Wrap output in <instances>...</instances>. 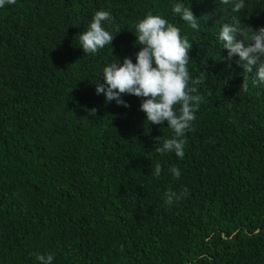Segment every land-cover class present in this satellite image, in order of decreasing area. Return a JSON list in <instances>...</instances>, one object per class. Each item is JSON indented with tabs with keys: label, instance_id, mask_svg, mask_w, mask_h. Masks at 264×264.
I'll list each match as a JSON object with an SVG mask.
<instances>
[{
	"label": "trees",
	"instance_id": "trees-1",
	"mask_svg": "<svg viewBox=\"0 0 264 264\" xmlns=\"http://www.w3.org/2000/svg\"><path fill=\"white\" fill-rule=\"evenodd\" d=\"M0 264H264V0H0Z\"/></svg>",
	"mask_w": 264,
	"mask_h": 264
}]
</instances>
